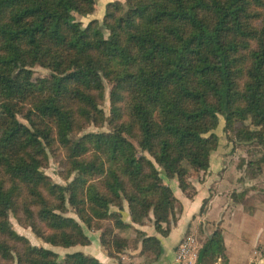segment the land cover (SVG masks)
<instances>
[{
	"label": "trees",
	"instance_id": "trees-1",
	"mask_svg": "<svg viewBox=\"0 0 264 264\" xmlns=\"http://www.w3.org/2000/svg\"><path fill=\"white\" fill-rule=\"evenodd\" d=\"M96 1L0 0V264H104L80 250L59 257L8 220L13 213L52 246L88 245L68 205L123 264L128 245L115 229L131 227L124 202L133 223L152 219L167 236L177 198L163 176L192 197L189 168L208 169L219 128L255 140L264 162V0L114 1L100 21L75 19ZM34 65L48 74L33 78ZM105 120L108 131L84 132ZM55 146L63 178L74 173L65 185L41 170ZM135 231L132 249L140 244L138 256L156 263L160 240ZM218 259L215 229L195 264Z\"/></svg>",
	"mask_w": 264,
	"mask_h": 264
},
{
	"label": "rangeland",
	"instance_id": "rangeland-1",
	"mask_svg": "<svg viewBox=\"0 0 264 264\" xmlns=\"http://www.w3.org/2000/svg\"><path fill=\"white\" fill-rule=\"evenodd\" d=\"M114 1H118V2L123 3L125 0H110V1L106 2L105 5H107L109 2H114ZM105 5H104V9H105ZM100 6H101L100 3H98L96 1L95 5H94V11L92 13L94 18L98 19L99 21L102 19V16L104 13V12H102ZM87 17L88 16L79 15V14L75 13V19L81 20L83 23H86L85 18H87ZM32 70H33V74H32L33 78L42 77V76H45L46 74H48V69H46L42 66H39V65H34ZM108 90H109V86L106 85V97H105V101L102 105L106 118H108L110 115ZM220 122H221V118H220ZM108 130H109V125H108L107 120H105L103 125L98 126V127L94 126L93 124L89 125L88 127H86L84 129V132H88V131L98 132V131H108ZM217 132L220 133V135H221L220 141H219V137H218L217 147L219 145H222V146L228 145V147H229V149H227L225 151V154H224V157H225V163H224L225 168L224 169L227 170L226 175L229 174L227 176H231V177L236 179L235 186L238 184L237 189L236 188H234V189L229 188L227 191H225L221 187L219 189V191H222V193L227 192L226 197H229V199H231V202H234V203L240 202L242 207H244L246 209V211H249V214H248V216L250 217L249 221L243 222V216L244 215L241 214L239 209H238V213L236 214V218H238L239 215L241 217L240 220L238 221V223H240L239 237L244 241H248V238H247L248 235L253 236V234H255L256 231L258 229H260V226L261 227L264 226V221L259 222L257 219L258 214L262 215V213L264 212V162H261V163L259 162V159L261 158V156L263 154V148L260 145H258L255 140H250V141L238 140V139L234 138L231 133H228V134L224 133L222 128H219L217 130ZM135 147H136V151H135L136 155L143 153L144 155H146V157L150 158V156L146 152L142 151L137 145H135ZM217 147L215 149H217ZM63 160H64V158H63L62 150L59 147L55 146L52 148V151L49 149L47 150V159L44 161L43 166L41 168V170L44 172V174H46L51 179V181L56 182V183L61 184V185H65L68 181H70L74 177V173H72L67 180L63 178L62 174L65 170ZM158 168L160 169V167H158ZM206 171H196L192 168H189L188 176H187L189 184H190V181H189L190 175H193V174L197 175V174H200V173H203ZM163 182L165 184H167L168 186H170V188H171V183H173V182H175V184L178 185L177 180L175 178L168 179V178L163 176ZM190 186H191V184H190ZM171 190H172V188H171ZM191 190L194 191L192 187H191ZM172 192H173V190H172ZM125 205H126V203L124 202L123 209L120 211L121 219L124 222L130 223L131 227H128L124 230L115 229V232L120 237L122 236V238H124L126 240L128 248L123 250L122 252L118 253L117 256L120 258V260L122 262V256L126 255L127 257L124 258L125 264H134V263L135 264H159L158 263L159 258H158L156 263L155 262L154 263H152V262L148 263L144 257H139V259H136L137 262L136 261L133 262V260L131 258H129L132 256H130V253L128 251L129 250L132 251V248H133V246H135V241L137 239V234H136L135 228L139 229L138 226H141V227L145 226L146 228L150 226V227H152L153 230H155V229H154V226L152 223V219L146 220L143 225L133 223L131 221V217L129 215V212H128V216L130 217V219H129V221L125 220L124 219V217H125V212H124ZM258 206H259V209L257 212L256 208ZM111 209L117 210V208L114 206H112ZM174 213H175L176 217L179 218V204L177 201L175 202ZM65 215L73 217L82 225L84 233L86 234V236L90 240V243L88 245L78 244V245L70 246L67 248L60 247V246H52L51 244L46 243L41 238L37 237L35 235V233L31 230L30 225H28V223L24 224L22 221L17 219L13 213H9L8 220L11 224V227L17 233L25 236L31 244L36 245V246H44V247L50 248L53 251L57 252L59 257H62L67 252H72L75 250H80L86 254H90L89 252H94L95 248H98V246H101L100 241H99V234L101 232V229H94V228L89 229V228H87L81 221H79L78 216L76 215L74 209L69 205L67 207V212H65ZM258 218H259V216H258ZM259 224H260V226H259ZM215 229H220V231H221L220 223H218L216 225ZM139 230H141V229H139ZM144 232L147 234L146 231H144ZM204 232L205 231H203V230H201V232H191L190 231L189 233L185 234L179 240V242L177 243V245L175 247L174 257L176 256V253L178 251L179 244L185 239L186 236L192 237V241L195 244V252H196V256H197L199 248L210 237V236L207 237L209 234L208 231L206 232V234ZM221 233H222V231H221ZM236 241L239 243V245H241V247L243 248L244 251L249 249L252 245V244H248V248H247V246H245L244 243L239 238H237ZM258 250H259V248H258ZM238 251L240 252V250H238ZM223 253H224V245H223ZM259 253H257L256 251H253V252H251V254H252L251 256L254 259V257H256L255 254H257L258 258L264 255V254H262V251H261L260 255H259ZM237 257H238L237 260H235L236 262L235 261L227 262V256L224 253V260L218 259L217 262L214 264H220L221 262H224L225 264H235V263L242 264V262L247 259V256L246 255L244 256L243 253H239L237 255ZM195 262L193 264H195ZM172 264H192V263H190L188 261L185 263H182V262H177L176 260H174Z\"/></svg>",
	"mask_w": 264,
	"mask_h": 264
},
{
	"label": "crops",
	"instance_id": "crops-1",
	"mask_svg": "<svg viewBox=\"0 0 264 264\" xmlns=\"http://www.w3.org/2000/svg\"><path fill=\"white\" fill-rule=\"evenodd\" d=\"M110 0H97L100 3V8L104 12V5ZM85 18L86 22L94 17L92 14L87 15ZM216 134L221 140V135L216 131ZM229 149L228 145H219L217 149L211 152L209 156V168L206 172L200 174L190 175V184L194 190L192 197L186 196L175 182L171 183V188L174 195L177 197V202L179 204V218L174 227L167 236H161L152 227H141L139 229L146 231L147 235H155L162 245L163 251L159 257V264H172L175 260V247L179 240L187 233L191 232H201V230L208 231L209 237L214 231L216 225L220 223V228L223 236L224 253L227 256V262H232L237 260V255L243 253L247 256V259L242 262V264H262L264 263V255L259 257L251 256V252L256 251L257 253L264 254V226L256 231L255 234L248 235V241H244L239 237L240 215L236 218L238 209L243 214V222L249 221V211H246L240 202H231L229 197H226V193H222L219 189L222 187L225 191L229 188L237 189L235 186L236 179L226 175L227 170H225V151ZM227 176V177H226ZM204 205V206H203ZM259 206L256 208L258 212ZM125 217L124 219L129 221L127 205L124 207ZM258 214V213H257ZM259 216V218H258ZM257 219L259 222L264 221V212L262 215L258 214ZM256 219V220H257ZM241 233V232H240ZM239 238L245 246L248 248V244H252L246 251L243 250L241 245L236 241ZM259 248V250H258ZM88 249V248H87ZM89 250V249H88ZM140 250V244L135 249L129 250V257L134 261L139 259L138 252ZM240 250V252L238 251ZM91 255L96 257L99 261L104 264H119V262L112 257H109L105 251L98 246L95 248L94 252H89ZM259 253V255H260ZM122 254V253H121ZM124 254V253H123ZM126 255L122 256V263L125 264L124 258ZM137 262V261H136ZM236 262V261H235ZM135 264V263H134ZM221 264V263H220ZM237 264V263H235Z\"/></svg>",
	"mask_w": 264,
	"mask_h": 264
},
{
	"label": "built area",
	"instance_id": "built-area-1",
	"mask_svg": "<svg viewBox=\"0 0 264 264\" xmlns=\"http://www.w3.org/2000/svg\"><path fill=\"white\" fill-rule=\"evenodd\" d=\"M197 259L195 252V244L192 241V237L186 236L185 239L179 244L178 251L175 256L177 262H190L194 263Z\"/></svg>",
	"mask_w": 264,
	"mask_h": 264
},
{
	"label": "water",
	"instance_id": "water-1",
	"mask_svg": "<svg viewBox=\"0 0 264 264\" xmlns=\"http://www.w3.org/2000/svg\"><path fill=\"white\" fill-rule=\"evenodd\" d=\"M262 264H264V263H262Z\"/></svg>",
	"mask_w": 264,
	"mask_h": 264
}]
</instances>
